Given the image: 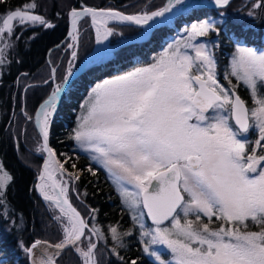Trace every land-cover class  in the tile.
<instances>
[{"label":"snow or ice","instance_id":"obj_1","mask_svg":"<svg viewBox=\"0 0 264 264\" xmlns=\"http://www.w3.org/2000/svg\"><path fill=\"white\" fill-rule=\"evenodd\" d=\"M184 2L168 0L155 11L135 15L83 5L80 10L73 8L69 35L74 43L69 47L78 41V22L85 17L91 19L96 43L102 44L115 32L110 23L145 26ZM211 3L223 10L231 0ZM37 6L35 0H26L0 13V64L6 60L16 27H53L35 13ZM261 7L264 0H255L248 15ZM217 16L192 23L185 29L186 39L169 45L147 67L97 84L81 106L74 129L73 139L93 154L92 160L116 185L133 222L139 224L143 253L155 264H264V51L236 41L228 86L220 84L214 56L200 42L210 33L220 34L226 13L219 11ZM76 55L74 50L73 59ZM231 77L237 84H232ZM241 82L249 90L251 107L236 94ZM62 91L63 84L56 85L36 114L43 138L38 151L47 153L36 188L58 210L54 219L62 235L56 243L36 240L21 247L31 264H58L67 249L77 254L81 264H98L96 241L107 237L95 224L89 227L69 200L67 182L54 177L56 172L63 174L64 165L54 158L48 144L49 117ZM253 129L257 139L250 148L247 134ZM12 179L0 163V200ZM0 210L7 215L2 203ZM145 215L151 228L145 227ZM118 228L109 226L111 251L123 260L117 249L132 233ZM84 240L86 246H82ZM158 247L166 249L170 259L154 250Z\"/></svg>","mask_w":264,"mask_h":264},{"label":"trees","instance_id":"obj_2","mask_svg":"<svg viewBox=\"0 0 264 264\" xmlns=\"http://www.w3.org/2000/svg\"><path fill=\"white\" fill-rule=\"evenodd\" d=\"M167 0H35L38 5L35 13L41 15L53 27L42 25H24L16 27L9 39L11 45L6 49V60L0 64V163L12 176L7 184L3 199L7 215L0 210V262L2 264H29L24 247L34 241H50L56 243L61 238V230L54 219L59 212L50 203L43 201L35 192L36 177L43 162V152L38 149L41 140L37 134L33 117L38 106L44 102L52 90L51 71L55 68V81L61 83L65 58L61 51L66 41L69 27L68 15L73 8L81 6L97 9H113L126 15L143 11H155ZM26 0H0V13L8 8L23 5ZM255 0H233L223 10L200 9L181 17L165 28L156 30L146 43L123 48L109 61L90 67L74 80L59 104L49 124V145L57 160L64 165V174L70 182V202L91 227L98 226L107 237L97 242L96 256L98 264H155L153 258L143 253L140 228L132 220V213L125 207L116 185L113 184L107 171L92 156L78 150L73 139L75 111L93 85L113 74H117L134 66L147 62L151 54L159 51L161 46L177 36L182 26L199 20L215 17L217 13H226V23L220 34L210 33L207 45L214 53L216 62V78L220 84L228 86V59L233 53L235 42L251 44L255 41L261 45L264 40V7L254 9L255 14H246ZM81 22V21H80ZM79 22V23H80ZM15 23V22H14ZM81 35L77 64L93 51L94 40L87 24H80ZM183 27V28H184ZM122 38L116 35L111 39L116 45L122 40L132 37L136 31L131 27L120 28ZM245 46V45H244ZM254 47V45L252 44ZM257 47V46H256ZM259 47V46H258ZM257 49V48H256ZM220 64V65H219ZM223 68L224 74L219 72ZM221 74V78L219 77ZM47 81V83H45ZM232 84H237L231 77ZM236 93L246 101V87L239 83ZM247 106L250 104L246 101ZM251 148L257 139L253 129L247 134ZM75 164V168L72 165ZM89 169H92L90 172ZM93 172L95 175H93ZM69 174L78 176L71 179ZM86 193V195H85ZM95 209L97 211L93 212ZM94 217V218H93ZM146 228L152 223L145 217ZM118 225L121 232L131 231V236L123 238V246L118 248L119 259L111 251L113 242L109 234V226ZM86 234L87 233L86 231ZM84 240L82 246H86ZM165 259H170L166 249H154ZM168 255V256H167ZM58 264H81L77 254L70 250L62 253Z\"/></svg>","mask_w":264,"mask_h":264},{"label":"rangeland","instance_id":"obj_3","mask_svg":"<svg viewBox=\"0 0 264 264\" xmlns=\"http://www.w3.org/2000/svg\"><path fill=\"white\" fill-rule=\"evenodd\" d=\"M208 1H210L211 2V0H208ZM167 2V1H166ZM166 2L164 3V5L166 4ZM189 3V0H185V2H184V4H181V5H176L173 9H172V12H170L171 13V15H169L168 17L166 16V14H165V17H161V18H158V19H160V20H162V23H166L167 21H168V19H169V17L170 16H173V15H176L177 14V12H178V9H180L183 5H185V4H188ZM232 3V2H231ZM230 3V4H231ZM163 5V6H164ZM162 6V7H163ZM195 8H197V10H200V9H207V8H199V6L198 5H196V6H194ZM228 7V6H227ZM226 7V8H227ZM225 8V9H226ZM137 14H140V13H137ZM247 15H248V12L246 13ZM132 15V14H131ZM133 15H135V14H133ZM248 17H252V16H249L248 15ZM179 19V18H178ZM177 19V20H178ZM68 20H69V23L71 22V17H70V13H69V15H68ZM81 21V22H80ZM79 22H78V29H79V32H78V41L75 43V45H74V47H69V45H73V40H72V37L69 35V33H68V35H67V38H66V41H65V43H64V45H63V48H62V51H61V55H62V57H64L65 58V64H64V66H63V78L61 79V83L60 84H65L64 83V81H65V77H67V80L70 78V76L77 70V68L79 67V64L81 63H79V64H77V59H78V52H79V40H80V35H81V27H80V24L81 23H83V24H87V27H88V29L92 32V35H93V40H94V47H93V50H96V49H100V50H102V49H109V48H112L113 46H115V45H113L112 44V37L113 36H117L118 38H122L123 36H122V33L123 32H121V30H120V28H122V27H131V28H133V29H135V31H136V33L132 36V37H130V38H127V39H124V40H122L120 43H122V42H124V41H127V40H130V39H133V38H136L137 36H139V35H141L142 33H143V31H147V29H149V27L147 28V29H145L144 27L143 28H135V27H132V26H130L128 23H117V22H112V23H110L109 24V26L110 27H113L114 29H115V32H114V34L112 35V36H110V37H108V39L107 40H105L102 44H97L96 43V31H95V29H94V27L92 26V23H91V19L90 18H88V17H85L84 19H82V20H80ZM176 21V20H175ZM150 22V21H149ZM195 23V22H194ZM172 24V23H171ZM192 24V23H191ZM191 24H189V25H187V26H182V27H180L179 28V30L177 31V36H175V37H173V38H171L169 41H167V42H165L162 46H161V48L159 49V51H157V52H155V53H153V54H151L150 55V57L148 58V60H147V62H145V63H142V64H140V65H137V66H134V67H132V68H130V69H127L126 71H123V72H120V73H117V74H113V75H111V76H109V77H106V78H104V79H102V80H100V81H98V82H96L94 85H93V87L92 88H90L89 90H88V92H87V94H86V96H85V98L81 101V103L79 104V107H78V109L75 111V121H74V126H73V135H74V129H76V127H77V124H78V120H79V118H80V116H81V114H82V111H83V109H82V105L85 103V101L88 99V97H89V94L91 93V91H92V89L93 88H95L96 87V85L97 84H99V83H102L104 80H108V79H112V78H114L115 76H119V75H123V74H126V73H128V72H131V71H134V70H136V69H138V68H143V67H147L148 65H150V64H152L153 62H154V60L156 59V58H158L166 49H168V47H169V45H173V44H175L176 43V41H182V40H184V39H186V36H187V34H186V32H185V29L186 28H188ZM71 25V24H70ZM170 25V24H169ZM28 26V25H27ZM184 27V28H183ZM165 28V27H164ZM73 31V28H72V30H71V32ZM155 32V31H154ZM153 32V33H154ZM152 33V34H153ZM148 40H150V37L149 38H143V39H138L137 40V42L136 43H134V44H131V45H128V46H126V47H130V46H133L134 47V45H139V44H141V43H146ZM200 42H203V43H206V44H208L207 43V40H206V37H202V38H200ZM120 43H118V44H120ZM118 44H116V45H118ZM248 43L247 42H243V45H245V46H248V47H253L252 46V44L254 45V49H256L257 48V50H262V51H264V40L262 41V43H261V45H259V43H257V42H255V41H251V44H249V45H247ZM257 46V47H256ZM259 46V47H258ZM126 47H124V48H126ZM123 49V48H122ZM122 49H120V50H118L116 53H119ZM209 49H212L211 47L209 48ZM76 51V53H77V55H76V58L75 59H73V57H72V52L73 51ZM232 52H234V51H232ZM91 53V52H90ZM89 53V54H90ZM115 53V54H116ZM211 53H212V55L214 56V52L213 51H211ZM114 54V55H115ZM232 55H233V53L229 56V59H228V62H227V65H228V69H229V72H230V62H231V58H232ZM87 56V55H86ZM85 56V57H86ZM84 57V58H85ZM83 58V59H84ZM105 58H106V61L105 62H107V61H109L112 57H100V58H97V59H95V60H93V61H91V63L89 64V65H91V67L93 66V65H96V66H98L99 64H101V62L102 61H104L105 60ZM82 59V60H83ZM81 60V61H82ZM102 64H103V62H102ZM220 65V64H219ZM88 70V69H87ZM86 70V71H87ZM215 70H216V68H215ZM219 72L220 73H222V74H224V76H223V80H224V78H225V73H223V68H221V67H219ZM69 71H71V75L69 76L68 75V72ZM85 71V72H86ZM219 77L221 78V74H219ZM50 80L52 81V90H51V93H52V91L54 90V88L56 87V85H58L57 83H56V81H55V78L53 79L52 78V71H51V77H50ZM243 84V83H242ZM244 85V84H243ZM245 86V85H244ZM246 87V86H245ZM246 101L250 104V106L249 107H251L252 106V104H253V102H252V99H251V96H250V93H249V90L246 88ZM262 91H264V89H261ZM51 93H50V95H51ZM49 95V96H50ZM58 104H59V101H58V103H57V106H58ZM57 106H56V108H57ZM56 111V110H55ZM55 111L52 113V115L49 117V121H50V119L53 117V115H54V113H55ZM34 118V117H33ZM33 122H34V120H33ZM75 141V140H74ZM75 143H76V146H77V148H78V150H80V151H82V152H85V153H87V154H90L91 156L93 155V154H91V153H89V152H87V151H84L79 145H78V143L75 141ZM42 145V144H41ZM39 152H41V151H39ZM42 156H43V159H44V157H45V152H43V154H42ZM57 159V158H56ZM43 163V162H42ZM42 166V165H41ZM40 170H41V168H40ZM40 175V171H39V173H38V175H37V177ZM54 176H55V179L57 180V181H65V182H67V187H68V197H69V192H70V182H69V179L65 176V174H64V172H63V174L61 175V173L60 172H56L55 174H54ZM36 177V178H37ZM39 183H40V181H39ZM39 183H35V186H34V189H35V192H36V194L39 196V197H42V195L40 194V192H39V190L36 188V185L37 184H39ZM48 191L49 192H51V189L49 188L48 189ZM43 198V197H42ZM69 200H70V197H69ZM83 218V217H82ZM70 250V249H69ZM67 251V250H66ZM167 251V250H166ZM168 253V252H167ZM62 255V254H61ZM60 255V256H61ZM169 255V254H168ZM167 255V256H168ZM36 256L37 257H39V254L38 253H36ZM59 256V257H60ZM27 258H28V262H29V264H31V262H30V259H29V257H28V255H27Z\"/></svg>","mask_w":264,"mask_h":264},{"label":"water","instance_id":"obj_4","mask_svg":"<svg viewBox=\"0 0 264 264\" xmlns=\"http://www.w3.org/2000/svg\"><path fill=\"white\" fill-rule=\"evenodd\" d=\"M233 0H231L232 2ZM168 3V0L166 2V4ZM165 4V5H166ZM192 5H198L199 8H207L209 10H221V9H218L216 8L210 1L208 0H189V3L188 4H185L183 5L180 9H178V12L176 15H173V16H170L168 21L166 23H152L149 27V29H147V31H143V33L139 36H137L136 38H133V39H130V40H127V41H124L118 45H115L113 46L112 48H109V49H96V50H93L90 54H88L82 61L81 63L79 64V67L77 68V70L71 75V77L67 80V82L63 85V91L61 92L60 94V98L66 93V91L69 89V87L71 86V84L74 82V80H76L77 77H79L82 73H84L87 69H89L91 67V65H89L91 63V61L97 59V58H100V57H113L114 54L128 46V45H131V44H134L137 42L138 39H143V38H149L152 33L158 29H161V28H164L166 26H168L169 24L173 23L175 20H177L178 18H181V17H185L191 13H193V11L197 10V8L193 7ZM163 18V17H162ZM130 26L132 27H135V28H143L145 26H140V25H135V24H131V23H128ZM70 33V29H69V32ZM106 61V58L104 61H102L103 63H105ZM101 62V64H102ZM100 65V64H99ZM93 66H96V65H93ZM49 98V97H48ZM47 98V99H48ZM46 99V100H47ZM45 100V101H46ZM44 101V102H45ZM60 101V99H59ZM42 102L38 108L36 109L35 111V114H34V127H35V130L37 132V134L39 135L40 137V140H41V144L43 143V138L39 132V128L37 126V123H36V114L37 112L40 111V107L41 105L44 103ZM50 123H51V119H50ZM48 144H49V137H48ZM50 146V145H49ZM47 158V153L45 152V157L43 159V163H42V166H41V170H40V174L41 172L43 171V164H44V160ZM56 159V157H54ZM57 160V159H56ZM40 176V175H39ZM39 176L36 178V182L39 183ZM55 177V176H54ZM43 201H45L42 197H40ZM47 202V201H45ZM47 203H50V202H47ZM147 218V216H146ZM148 219V218H147ZM149 221H151L150 219H148ZM87 231V229H86ZM69 250V249H67ZM51 251V250H49ZM66 251V250H65ZM64 251V252H65ZM36 253L39 254L40 256V250H37Z\"/></svg>","mask_w":264,"mask_h":264},{"label":"bare ground","instance_id":"obj_5","mask_svg":"<svg viewBox=\"0 0 264 264\" xmlns=\"http://www.w3.org/2000/svg\"><path fill=\"white\" fill-rule=\"evenodd\" d=\"M169 15H171V13H167V14H166L167 17H168ZM152 23H162V20L156 18L155 20L150 21V22L148 23V25H145L144 28L147 29ZM71 24H72V23H71Z\"/></svg>","mask_w":264,"mask_h":264}]
</instances>
